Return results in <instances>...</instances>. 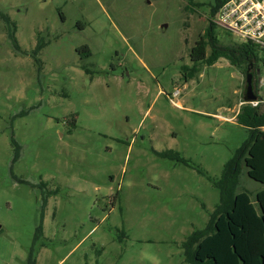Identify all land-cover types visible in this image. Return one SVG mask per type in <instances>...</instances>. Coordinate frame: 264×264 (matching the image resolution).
Returning <instances> with one entry per match:
<instances>
[{
  "label": "rangeland",
  "instance_id": "1",
  "mask_svg": "<svg viewBox=\"0 0 264 264\" xmlns=\"http://www.w3.org/2000/svg\"><path fill=\"white\" fill-rule=\"evenodd\" d=\"M188 1L0 0V264H27L39 226L36 264H190L182 245L231 160L255 203L237 122L248 70L184 76L210 24V0ZM249 71L256 94L262 64Z\"/></svg>",
  "mask_w": 264,
  "mask_h": 264
},
{
  "label": "trees",
  "instance_id": "2",
  "mask_svg": "<svg viewBox=\"0 0 264 264\" xmlns=\"http://www.w3.org/2000/svg\"><path fill=\"white\" fill-rule=\"evenodd\" d=\"M225 1L210 0V24L192 50L194 61L212 66L220 59H226L233 66L244 67L246 70L252 64L255 72L264 60V55L258 47L249 43L232 46L220 43L213 19ZM188 2V10L191 12L194 7L201 6L196 0ZM11 39L18 48L14 34ZM43 47L44 45H39V50ZM82 50L86 52L84 56L91 57L87 47ZM183 71L189 74L188 78H192L196 72L186 69ZM257 93L256 91L260 99ZM237 122L249 130V137L241 150L240 159L244 158L248 176L264 184V104L243 105L237 115ZM159 155L172 159L178 156L174 153ZM184 163L188 164L187 161ZM239 174V162L236 164L235 160H231L226 164L221 179L215 181V187L220 190L219 204L211 214L206 228L193 232L182 245L190 264H264V190L256 194L253 203L249 192H237ZM42 239L43 229L39 226L27 264L37 263L38 250L43 247Z\"/></svg>",
  "mask_w": 264,
  "mask_h": 264
},
{
  "label": "built area",
  "instance_id": "3",
  "mask_svg": "<svg viewBox=\"0 0 264 264\" xmlns=\"http://www.w3.org/2000/svg\"><path fill=\"white\" fill-rule=\"evenodd\" d=\"M213 23L239 38L242 43L258 47L264 55V0H226L218 10ZM261 64L262 88L258 92L261 98L251 103L252 106L264 104V60Z\"/></svg>",
  "mask_w": 264,
  "mask_h": 264
},
{
  "label": "water",
  "instance_id": "4",
  "mask_svg": "<svg viewBox=\"0 0 264 264\" xmlns=\"http://www.w3.org/2000/svg\"><path fill=\"white\" fill-rule=\"evenodd\" d=\"M166 27V26H165ZM253 67V65L251 64L250 68L247 71V91H246V102L248 104H251L253 102L258 101V96L252 92V88H253V82H252V74L249 73L250 69Z\"/></svg>",
  "mask_w": 264,
  "mask_h": 264
},
{
  "label": "flooded vegetation",
  "instance_id": "5",
  "mask_svg": "<svg viewBox=\"0 0 264 264\" xmlns=\"http://www.w3.org/2000/svg\"><path fill=\"white\" fill-rule=\"evenodd\" d=\"M197 42H198V41H196V42L193 43V46H192L191 51H190V55H189V56H190V57H189L190 65H188V64H183L182 69H181V71L184 73V76L187 77V78H188V75H189V74H187V72H184V71H183L184 69H186V71H187V70H188V71H190V70H192V71L196 70V72H197V70H198L199 62L194 61L193 54H192V50H193V48L197 45ZM84 48H85V47H84ZM79 50H81V49H79ZM196 72H195V73H196ZM183 73H182V74H183ZM188 79H189V78H188Z\"/></svg>",
  "mask_w": 264,
  "mask_h": 264
}]
</instances>
